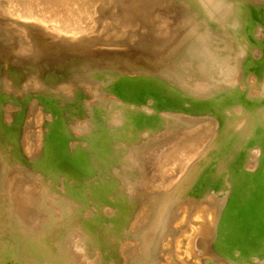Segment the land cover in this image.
Returning a JSON list of instances; mask_svg holds the SVG:
<instances>
[{
  "label": "bare ground",
  "instance_id": "obj_1",
  "mask_svg": "<svg viewBox=\"0 0 264 264\" xmlns=\"http://www.w3.org/2000/svg\"><path fill=\"white\" fill-rule=\"evenodd\" d=\"M0 264H264V0H0Z\"/></svg>",
  "mask_w": 264,
  "mask_h": 264
}]
</instances>
